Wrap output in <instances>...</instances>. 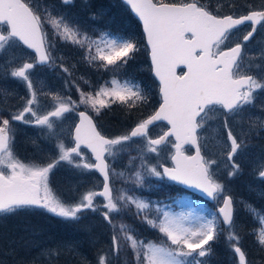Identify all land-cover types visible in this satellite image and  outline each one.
<instances>
[{"label":"snow or ice","instance_id":"obj_1","mask_svg":"<svg viewBox=\"0 0 264 264\" xmlns=\"http://www.w3.org/2000/svg\"><path fill=\"white\" fill-rule=\"evenodd\" d=\"M61 2L69 5L73 0ZM125 3L142 22L151 71L159 81V107L138 120L128 132L112 138L97 129L86 111H79V122L75 124L72 135L73 146H66L57 137V154L50 162L25 163L13 150L15 135L12 122L34 124L46 129L49 137H54L52 118L60 120L66 113L77 111L79 105L88 106L99 115L101 109L116 102L128 109L137 108L148 102V96L133 79L121 81L113 77L111 87H101L95 95L82 91L76 85L79 104L71 97L52 94L56 102L53 110L41 114L31 70L37 65H46L72 76L68 67L56 63L58 58L52 55L54 45L49 40L46 25L50 26L54 37L84 48L89 64L100 61V67L112 66L113 71L127 65L140 48L132 36L101 33L94 39L64 14L53 15L51 9L35 5L32 0H0V54L17 43L35 53L31 62L25 60L16 64V57H13L0 65V71L23 82L29 94L27 98H22V108L7 118L0 115V214L17 215L30 210H43L66 221H76L85 210L101 212L112 229V235L109 250L98 254L97 264H113V260L118 261L125 249L131 250L136 264H207L202 258L212 255V244L221 235L225 236L229 249L238 257V264H248L233 219V198L225 194L224 184L215 178L212 165L216 164V160L201 154V142L207 139L203 130L209 120L220 119V127L225 134L221 143L227 148L228 177L232 178L241 171L235 158L247 147L245 138L257 128L264 129V119L247 115L249 108L255 107L257 90H264V65L252 62L255 59L264 61V48L254 57L244 51L257 33L258 26L264 29V7L249 5L245 14L236 16L220 14L223 2H218L214 11L202 0H125ZM228 7L234 8L235 5L229 3ZM246 22L250 30L243 34L242 40H234L235 30ZM59 59L62 60V57ZM181 65L186 71L178 73L177 68ZM253 68L258 75L250 74ZM75 83L74 80H65L66 87ZM9 95L7 90L0 89L4 100ZM237 117L241 121L239 135L234 133L230 123ZM158 121H166L170 127L153 138L149 135L150 126ZM170 137L175 138L174 143L169 141ZM137 141L142 143L137 148L140 167L131 173L135 177L134 184L143 186L146 173L193 186L212 200L219 202L222 197L223 206L218 209L219 215L213 214L210 218L199 216L192 223L191 213L176 215L123 189H114L112 177H124V172L111 168L106 154L115 159ZM169 143L175 149L170 155L173 167L159 162L148 163V153L159 156L162 146ZM185 145L194 146L195 155H186ZM82 146L91 151L94 162L83 157ZM204 146L207 147L206 143ZM135 159L132 157L130 163ZM61 162L75 169L99 172L103 176L102 190L89 189L81 193L75 203L63 200L50 184V174ZM256 174L264 180V157L260 158ZM97 197H103L102 205L96 203ZM245 206L259 224L253 235L264 248V212H258L251 205ZM133 207L134 215L157 229L164 240L145 242L137 238L131 225L122 220L115 222L113 214L131 211ZM153 211L155 215L150 217ZM221 224L226 227L222 228ZM65 251L71 253L75 249L71 245L45 248L41 250L40 258L51 264Z\"/></svg>","mask_w":264,"mask_h":264},{"label":"rangeland","instance_id":"obj_2","mask_svg":"<svg viewBox=\"0 0 264 264\" xmlns=\"http://www.w3.org/2000/svg\"><path fill=\"white\" fill-rule=\"evenodd\" d=\"M77 1V7L78 10L82 9H88L86 7H89L94 12V17L96 18H102V21L105 22L109 26L110 22L114 21V16L116 14L108 15L107 11L110 5L113 3V0H76ZM97 1L100 2L97 3ZM243 1V0H242ZM33 4L39 5L42 8L47 7L52 10L53 15L56 14H64L69 21L74 22L76 25H78L77 19L80 17V15L74 13L73 15H68V7L64 4L59 5V2L57 0H51V2H48V0H32ZM202 2L207 3L211 10H215L216 5L218 2H223L224 7L222 11H225L223 13H227L229 10L232 9V7H228V4H234L235 0H202ZM248 2V1H247ZM250 5H256L261 6L264 5V0H251ZM238 6L240 8H246L245 10L249 9V4L244 2L241 3L240 0H238ZM235 10V7L233 8ZM106 16V17H105ZM125 25H128L127 22H124ZM117 28V27H115ZM49 29V37L52 40V44H55L56 40H61L59 37H54L52 34V30L50 26H48ZM118 29V28H117ZM115 36H121V35H115ZM99 37V36H98ZM97 37V38H98ZM235 40V36H234ZM62 41V40H61ZM261 48H264V29H259L257 33L254 36V39L248 43L245 46V53L249 54L250 56H256V54L260 51ZM59 51V48H53L52 49V55L54 57H57V64L63 63L61 59H59V54H55L54 51ZM16 57V60L14 63H22L25 60L31 62L34 57L32 53H30L27 49H25L20 43H17L13 48L8 49L5 53L0 54V65H3L5 61ZM248 62V58L246 57L245 63ZM254 64L259 63L264 65V61L255 59L252 61ZM144 64H140L138 67V77L137 79L140 80L143 84V88L145 89V93L148 96V102L146 104H142L134 109H128L127 111H134V113H140L138 119H135L132 124H135L138 120H140L150 109H154L158 104V98H157V92L155 85L151 82V75L144 77ZM39 74L31 75V79L33 80V84L37 85L40 95L38 94V100L39 105L38 108L41 112V114L53 110L55 106V101L52 99V94H59L62 97H71L72 100L77 101L79 104V92L76 89V85L79 86V88L88 93L91 92L93 95H95L96 91H98L101 87H111V80L113 77L120 79L123 81L124 79H131L124 77L123 75H115L112 74L115 71H112L111 74L100 84L97 85V87L93 88L90 82H84L82 79L75 78V77H69L67 74L60 71L59 68H51L49 66H39L37 67ZM113 70V68H112ZM251 74L258 75V71L253 68ZM75 78V79H74ZM65 80L72 81L74 80L76 83L75 85H71L66 87L65 86ZM24 83L14 79L10 76H5L2 71H0V89L7 90L9 95L6 100L2 96H0V115L4 117H8L10 114L15 113L17 110L23 107L24 99L28 97V91L24 88ZM119 103V102H116ZM121 104V103H120ZM79 109H85L88 111L95 119H96V113L93 111L90 107L85 105H79L77 110ZM125 115V113H124ZM247 115H251L253 118H260L264 119V95H262L258 101L255 103V107H251L248 110ZM30 118V117H29ZM124 118H127L125 115ZM54 120V131L56 133V136L49 137L48 132L46 129H42L39 126H36L34 124H24L19 121L12 122L13 128H14V145L13 150L15 155L22 160L25 163H31V162H38V163H48L53 159L56 154L57 150L55 148V142L56 138L63 140L65 145L68 147L72 146V140H71V128L73 124L76 121V111L71 113H66L65 116L60 119L56 120L55 118H52ZM231 126L233 128V131L235 134L241 133V121L240 118L237 117L235 120L230 121ZM221 120H209L208 125L206 126V129L203 130V135L207 138L206 141H202V149L205 155L207 156V159H214L216 160V164L212 165L213 171L215 173L216 179L223 183L225 186V194L230 195L232 197L233 190L235 191V200L233 198L235 211L238 209V203L241 206V202L243 203V199H240V196H242L241 192L238 193L237 188L239 187L240 182L246 183L248 186H252L253 184H256L255 181H261V179L257 176L258 171V163L260 161L261 157H264V135L258 133V129H256L254 132H252L248 137H246V143L247 147L245 150L238 154V156L235 158L236 162L240 164L241 168V176L244 175L245 177H241L240 174L235 176V180L228 177V171H230L229 167V161L227 160V148L223 146L221 141L225 138L224 130L220 127ZM131 126H127L124 129V132L121 134H124L128 132ZM122 128V127H121ZM245 130L247 129V125L245 123L244 125ZM162 131V128L160 125L153 126L150 131L149 135L151 137H155L159 135ZM105 134V133H104ZM258 134V135H257ZM118 136V135H117ZM115 137V136H113ZM259 140V141H258ZM172 142V141H170ZM142 142L137 141V143L132 144L131 149L121 153L118 155L115 159L112 157H108L107 159L110 162V167L114 168L117 172H124V177L116 178L112 177V186L114 189H123L127 191L130 195H135L137 197H140L142 199L148 200L153 203V205H158L159 207L164 208L165 211H168L170 213L179 215L181 213H191V221L192 223H195L196 218L199 216H208L209 218L211 215L216 214V206H218L219 203L222 202V197L219 200L218 204L214 206V208H211L209 205H204L201 201H196L193 203V199L191 197V193L182 190L177 185H174L167 179L163 178H157L154 176H149L146 173L144 174V183L143 186H137L133 183V180L135 179L134 176H131L132 171L139 169L140 167V159L139 155L140 153L137 151V148L140 147ZM207 145L205 147L204 145ZM82 155L84 158H86L89 162H92V159L89 155V153L82 149ZM173 151V148L171 146V143H169L167 146H162V150L160 152V155L157 156L155 153H148L146 158L148 160V163L150 164H156V163H169V155ZM132 157H136V159L130 163V159ZM121 160H124V171L118 169V164ZM57 174H56V180L57 184L55 185L56 193L66 202L68 203H75L79 197L80 194L83 192H86L89 189L97 190L100 188L101 185V179L98 177L96 172L94 170H81V169H75L71 165H68L66 162H61L57 167ZM131 176V179L129 177ZM224 179H227V182L224 181ZM264 181V180H262ZM242 183V185H245ZM247 187V186H246ZM250 190H254V187H249ZM261 190V189H260ZM96 203L102 205L104 203L103 199H99V197L96 198ZM174 203V204H173ZM237 208V209H236ZM243 209V206L241 207ZM38 213L34 212H28L29 214L26 217H18L15 219V221L11 224L5 225L3 228H0V247L2 246V239L6 240V244L8 242V250H0L5 251L2 255L0 254V262L2 264H18V261L16 260L15 252H19L17 256H20L22 254H26L29 252L31 247H27L28 244L30 246L32 245H38L37 248L40 250L43 248H47L48 246H53L56 244L58 245H71L74 247V252H67L65 255L68 257V260L72 258H76V261H71V264H93L91 259L94 260V264H97V257L101 246L97 245L99 240H95V238H102L103 235H106V232L108 229L111 230V227L108 225V227H105L106 229L102 228L100 225V218H102V215H98V212H93L91 210H88L87 213L83 212L80 214V218L88 217L87 220L84 221V223L76 222L68 224L66 222H74V221H66L64 225H59L62 220V218L57 217L51 213H47L43 210H37ZM45 212V213H44ZM249 212V211H248ZM258 212H264V211H258ZM46 214L47 220L42 222V227L39 225L38 220H30L28 219L29 216H36V214ZM101 213V212H100ZM135 208L133 207L131 211L123 212L119 215L113 214L115 222L119 223L121 220L125 223L126 217L129 216V219L132 223L136 224L137 226L141 227V233L145 234V238H138L141 240H144L145 242L148 241H155L160 242L164 240L165 238L157 229L148 228L145 226V223L141 220L139 216L134 215ZM155 212L153 211L150 213V217L154 216ZM7 216V215H4ZM50 218L51 222L48 221ZM77 221V220H76ZM62 223V222H61ZM80 224H86V226L92 228L95 230L96 237L94 240L90 238V240L94 241L96 246V253L90 252L87 254V244L91 243L92 241H86L84 242V238L82 237L80 240L78 229ZM236 225V224H235ZM257 228L259 227V224H256ZM85 227V226H84ZM222 227V226H221ZM226 227V226H224ZM39 233L43 232L44 234L47 233L49 236H44L41 239H35L37 234V230ZM42 228V229H41ZM237 228V227H236ZM22 232V241H18L19 239L17 237L20 236V232ZM46 234V235H47ZM112 235V233H111ZM4 236V237H3ZM7 236V237H6ZM66 236L67 238H64ZM240 236V235H239ZM224 240L225 236L223 235ZM7 238H10L8 241ZM45 243V244H40ZM32 244V245H31ZM40 244V245H39ZM48 244V245H47ZM225 244L227 245V242L225 241ZM104 245V244H103ZM102 245V246H103ZM240 246L245 251L250 249V252L253 254L255 252V249L253 248L252 243L247 244L246 241L242 240V237H240ZM29 248V249H28ZM257 248V247H255ZM15 251V252H12ZM27 251L26 253H24ZM130 255L132 259L135 261V258L133 256V253L130 249H125L119 258V260H114L113 264H123L125 262V259L128 257L127 255ZM131 260V258H130ZM53 261V260H52ZM51 261V262H52ZM46 263L49 264L48 261L45 260ZM136 262V261H135Z\"/></svg>","mask_w":264,"mask_h":264},{"label":"trees","instance_id":"obj_3","mask_svg":"<svg viewBox=\"0 0 264 264\" xmlns=\"http://www.w3.org/2000/svg\"><path fill=\"white\" fill-rule=\"evenodd\" d=\"M57 1L59 2V5L63 4L61 0H57ZM48 2H51V0H48ZM97 3L100 4L99 1H97ZM65 6L68 7L69 16L73 15L74 13L80 15V17H78L79 19H77L80 30L82 32H87L88 35L93 37L94 39L97 38L101 33H110L113 35H121L123 37L132 36L135 38L140 48V51L135 54L134 58L130 60L127 65L115 70V72L112 74L123 75L124 77L126 76L127 78H131L135 82L139 83V80L137 79L138 74H139L138 67L140 64L141 65L144 64L145 67H144L143 75L144 77H147L148 75L150 76L147 50H146V47L142 39V35L140 32V26L135 20V18L130 14L128 8L123 3H121L119 0H113V3L108 8L106 16L116 14L114 16L115 20L110 22L109 26H104L107 24L102 21V18L94 17L95 10L89 7H86L88 9L78 10V7H77L78 5H77L76 0H73V3L69 5H65ZM124 22H127L128 25H125ZM115 27H117L118 29ZM49 40L52 43V40L50 37H49ZM53 45H54L53 48H59L58 52L55 50L53 51L55 54L57 55L59 54V58L62 57L63 64L70 69L72 76L77 79L80 78L84 82H90L93 88L97 87L98 84L103 82L113 71L112 66H109L108 68L100 67L99 65L102 63L100 61H96L92 64H89L88 61L85 59L86 50L84 48H81L78 45L72 44L69 41H65V40L61 41L58 39L55 41V44ZM37 74H39L38 71H37ZM77 76H79V78ZM124 113L127 116V118H124L125 116ZM149 113H150V110L143 117H145ZM140 115H141L140 113H134V111H127V107L123 104L113 103L109 107L101 109L99 115L96 114V121L98 125L100 126V128L103 130V132L107 136L113 137V136L121 135V133L124 132V129L128 125L132 126L133 121H135V119H138ZM257 129H258L259 134H262V135L264 134V129H260V128H257ZM118 169L124 171V160H121L119 162ZM241 172L242 171H240V173ZM232 179L235 180V176L232 177ZM224 181L227 182V179H224ZM262 189L264 190V187ZM232 192L235 196V191L233 190ZM234 196L232 195V197L235 200ZM244 197L240 196V199H243V203L241 202V206L238 203V209L236 208L237 210L235 211V215H234L235 217L233 219L236 224L237 231L240 237H242V240L246 241L247 244L249 245L250 243L255 245L253 246V248L255 249V252L253 254L250 252L251 248L249 250L248 249L246 250L248 264H264V248H262L257 243L256 237L255 235H253L254 229L257 228L256 226L257 221L254 218V216L250 214V212H248V209L245 206L246 204L251 205L257 211H264V196L258 197L256 199L255 197H251L252 199L246 198V196ZM242 206H243V209L241 208ZM28 212L38 213L37 210H30ZM28 215L29 214L27 212H21L17 215H7V216L2 215L0 216V228H3L5 225L13 223L15 219L18 217H26ZM125 217L128 218V219L126 218L125 223L132 226V228L135 230V235L138 238H145L146 235L141 233V227L132 223L128 216H125ZM87 219L88 217L86 218L83 217L74 222H66L65 220H62L61 221L62 223L60 222L58 224L64 225L65 222L67 223V225L71 223H76V222L84 223V221ZM48 221L51 222L50 218ZM144 223H145V226L149 230L151 227L146 222ZM39 225L40 227L43 226L42 223H39ZM100 225L104 229H106L105 227H108V223H106L103 218H100ZM84 226L87 227L86 224L79 225L78 234H79L80 240L82 237L84 238L83 240L84 242H86L87 240L89 242L94 240V238L96 237L95 230L89 227L90 229L88 231H85ZM221 226L222 228H225L222 224ZM39 230L40 228L37 230V233H35L37 234L36 237H34L35 239L38 240V239L43 238L44 236H49V234L47 233L45 234L43 232L39 233L38 232ZM22 232L24 231L22 230L20 232V236L17 237L19 239L18 241H22L23 239L21 236ZM111 233H112L111 230L108 229L106 232V235H103L102 238H95V240L100 239L97 244L101 246L100 252L102 251L107 252L109 250ZM64 238H67V237L64 236ZM90 238L92 240H90ZM7 239L8 241L10 240V238H7ZM225 241L226 240H224L223 235H221L218 238V240L212 244V249H213L212 255L202 258V259H205L207 261V264H238L234 254L229 249L228 245L225 244ZM40 244L42 245L45 243H40ZM57 245L58 244L55 243L54 247L48 246L47 248H55ZM97 245L95 244L94 241L87 244V254H89L91 251L96 253ZM27 247H31L29 252L27 251L24 252V253L27 252V255L22 254L20 256H17L20 253L12 251V252H15V256H16V260L18 261V264H32L33 261H35V264H48L45 262V260L40 258V252L42 249L40 250L39 248H37L38 245L30 246L28 244ZM0 250H8V242L6 244V240L2 239V246L0 247ZM4 252L5 251H1L0 254L2 255ZM66 253H67L66 251L62 252L57 259H54L51 262V264H71V261H74V260L76 261L77 257L68 260V257H66L65 255ZM99 253H96V254H99ZM127 256L129 257L130 255L128 254ZM130 258L132 257L130 256ZM91 261L94 264V260L91 259ZM132 263L136 264L134 260Z\"/></svg>","mask_w":264,"mask_h":264},{"label":"bare ground","instance_id":"obj_4","mask_svg":"<svg viewBox=\"0 0 264 264\" xmlns=\"http://www.w3.org/2000/svg\"><path fill=\"white\" fill-rule=\"evenodd\" d=\"M239 176H240V179H239L238 182L241 181V177H245L244 175L241 176V174ZM255 182H257V183L253 184L252 186H248V185H246V183L240 182L239 183V187L237 188L238 193L241 192L243 197L246 196V198H249V199H252L251 197H255V199H256L258 197L264 196V190L262 189L264 187V181L261 180V181H255ZM242 183H244L245 185H242ZM249 187H254V190H250ZM234 217L235 216L233 214V218ZM28 219H30V220H38L40 223H42V222L47 220V216L45 214H41L40 213V214H36V216H29ZM89 229L90 228L88 226L84 228L85 231H88ZM132 262H133V259L131 258V260H130V256H129V257H127L125 259V262L123 264H129V263L133 264Z\"/></svg>","mask_w":264,"mask_h":264},{"label":"flooded vegetation","instance_id":"obj_5","mask_svg":"<svg viewBox=\"0 0 264 264\" xmlns=\"http://www.w3.org/2000/svg\"><path fill=\"white\" fill-rule=\"evenodd\" d=\"M248 1V2H247ZM240 2L241 3H244V2H246V3H248L249 5H250V3H251V0H240ZM252 7H254V8H260V7H264V5H261V6H256V5H251ZM246 8H240L239 6H238V0H235V15L236 16H239V15H241V14H243V13H246L249 9H247V10H245ZM230 13H232V12H230ZM233 14V13H232ZM250 29V27H249V25H248V23H246L245 25H241V27H238V30H235V39L236 38H239V39H241L242 40V36H243V34H245L248 30ZM260 28H259V26H258V30H259ZM254 39V38H253ZM252 39V40H253ZM251 40V41H252ZM250 41V42H251ZM249 42V43H250ZM244 51H245V48H244ZM254 75V74H253ZM155 83V87H156V90H157V98H158V101H159V94H158V89H157V85H156V82H154ZM256 100H255V103L258 101V99L262 96V95H264V90H257V92H256Z\"/></svg>","mask_w":264,"mask_h":264},{"label":"water","instance_id":"obj_6","mask_svg":"<svg viewBox=\"0 0 264 264\" xmlns=\"http://www.w3.org/2000/svg\"><path fill=\"white\" fill-rule=\"evenodd\" d=\"M124 2H125V0H123ZM130 7V6H129ZM131 9V8H130ZM132 11V10H131ZM133 13V12H132ZM134 15H135V13H133ZM135 17L139 20V18L135 15ZM140 21V20H139ZM140 23H141V25H142V22L140 21ZM142 31H143V26H142ZM145 41H146V39H145ZM33 51V50H32ZM149 56V55H148ZM149 61H150V57H149ZM150 64H151V61H150ZM178 68H183L184 69V71H186V68L183 66V65H181V66H179ZM178 68H177V70H178ZM153 74V73H152ZM154 76V75H153ZM155 77V76H154ZM159 82V81H158ZM159 107V106H158ZM80 111H84V110H80ZM79 112V111H78ZM78 112H77V121H76V123L75 124H77L78 122H79V116H78ZM94 121V120H93ZM159 122V121H158ZM163 122H165V123H167L166 121H163ZM95 123V122H94ZM157 123V122H156ZM74 127H75V125H74ZM74 127H73V130H72V135H73V133H74ZM170 126L169 125H167V128L165 129V131H167L168 130V128H169ZM98 129V128H97ZM161 135V134H160ZM158 137V136H157ZM157 137H154V138H157ZM173 138V140L175 139L174 137H172ZM186 146V145H185ZM191 146V145H190ZM192 148L194 149V153L192 154V155H190V156H193V155H195V147L194 146H192ZM89 150V149H88ZM90 151V150H89ZM90 153H91V151H90ZM91 155H92V153H91ZM92 158L94 159V157L92 156ZM164 165V164H163ZM164 166H166V165H164ZM166 167H173V163H172V166H166ZM100 176H101V178H102V180H103V176L99 173V172H97ZM167 178V177H166ZM168 179V178H167ZM168 180H170V179H168ZM170 181H172V180H170ZM172 182H174V183H176V184H178V185H180V186H182V187H184L185 189H188L189 191H192V192H194V193H196V194H198V195H200L201 197H203V198H205V199H207V200H209V201H211L212 199L211 198H209V197H207V195L206 194H204V193H202L201 192V190H199V189H197V188H195V187H193V186H189V185H185V184H181V183H179L178 181H172ZM102 187H103V183H102V186H101V189H99L98 191H101L102 190ZM223 206V202L221 203V205L220 206H218L217 207V214H218V209H219V207H222ZM219 215V214H218ZM237 259H238V257H237Z\"/></svg>","mask_w":264,"mask_h":264}]
</instances>
